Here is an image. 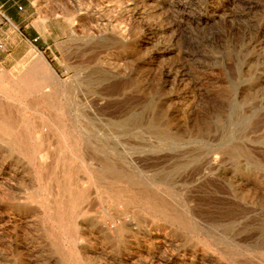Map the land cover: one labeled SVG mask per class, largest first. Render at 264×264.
Wrapping results in <instances>:
<instances>
[{"label": "rangeland", "instance_id": "1", "mask_svg": "<svg viewBox=\"0 0 264 264\" xmlns=\"http://www.w3.org/2000/svg\"><path fill=\"white\" fill-rule=\"evenodd\" d=\"M28 2L35 24L47 30L50 48L23 66L30 71L41 58L54 81L46 87V72L41 85L16 80L22 88L9 99L0 92V106L8 109L0 113V264H232L206 250L200 236L166 225L141 204L131 209L137 221H130L134 230L124 243L110 244L89 229L106 224L111 234L124 201L94 183L100 164L155 184L172 206L212 226L226 253L234 250L228 243L264 248V0ZM53 90L58 102L49 108L43 94ZM3 116L24 135L29 152L18 153L6 143ZM47 117L59 127L47 128L52 124ZM102 185L123 187L109 178ZM63 188L72 195L83 188L87 200L67 202L61 199L67 196ZM66 202L73 214L66 220L82 224L75 237L64 236L55 222V206ZM255 252L248 260L235 259L263 264L264 250Z\"/></svg>", "mask_w": 264, "mask_h": 264}, {"label": "bare ground", "instance_id": "2", "mask_svg": "<svg viewBox=\"0 0 264 264\" xmlns=\"http://www.w3.org/2000/svg\"><path fill=\"white\" fill-rule=\"evenodd\" d=\"M46 71L48 72L47 74H48V76H47V86L46 87H48L51 83V81H54V78H53V76H52V73H51V70H50V68H49V66H47V69H46ZM54 89V88H53ZM58 95V92H56V91H51L50 93H48V92H45L44 94H43V102H44V104H45V106L46 107H49L50 108V106H52L53 104H56L58 101H55V97ZM239 97H240V95H239ZM5 114V113H4ZM211 114V113H210ZM226 116V115H225ZM208 117V116H207ZM48 118V121L49 122H51L52 124H50L49 123V125H47L46 127L47 128H49L50 130L52 129V127L53 128H58L59 126L57 125V123L56 122H54V118H51V117H47ZM207 119H209V118H207ZM2 121H1V132L3 133V134H5L7 137H8V141L6 142L8 145H9V147L11 148V149H13L14 151H18V153L19 152H25V151H30V148L27 146V144H26V140L24 139L23 140V137H22V135L20 134V132H18L15 128H16V126L15 125H13V124H11L12 122H10V120H11V118H9V117H7V116H3L2 117V119H1ZM13 120V119H12ZM227 120H228V117H227ZM210 121V120H209ZM17 122V121H16ZM218 126V125H217ZM216 126V127H217ZM219 127V126H218ZM248 128V127H247ZM212 129V128H211ZM207 130H208V128H207ZM204 131H205V129H204ZM241 132H242V130H240ZM206 132V131H205ZM216 132H217V128H216ZM244 132V131H243ZM218 134V133H217ZM219 135V134H218ZM223 135V134H222ZM24 136V135H23ZM223 137V136H222ZM222 137H221V139H222ZM217 140H218V138H216ZM216 139H214V140H216ZM220 139V140H221ZM249 140H250V138H248ZM210 140V139H209ZM208 140V141H209ZM223 140V139H222ZM213 141V140H212ZM259 141V140H258ZM83 142V141H82ZM213 142H216V141H213ZM222 142V141H221ZM251 142V141H250ZM249 142V143H250ZM257 142V141H256ZM27 143H28V141H27ZM76 143H80V142H76ZM76 143H74V145L76 144ZM255 143V142H254ZM253 143V144H254ZM261 143V142H260ZM83 144V143H82ZM215 144V143H214ZM225 144V143H224ZM223 144V145H224ZM252 144V145H253ZM243 145H245V144H243ZM255 145V144H254ZM35 146V145H34ZM37 146V145H36ZM213 146H215V145H213ZM238 146V145H237ZM260 146V145H259ZM239 147V146H238ZM242 147V146H241ZM247 147V146H246ZM34 148V150H37L38 148H35V147H33ZM32 148V149H33ZM76 148H77V146H76ZM244 148V147H243ZM39 149H41V148H39ZM38 149V151H39V153L41 152L40 150ZM80 149V148H79ZM251 149V148H250ZM257 149V148H256ZM78 150V149H77ZM234 150V149H233ZM245 150V149H244ZM260 150V149H259ZM264 150V149H263ZM28 151V152H29ZM32 151V150H31ZM45 151H46V149H45ZM210 151H212V150H210ZM250 151V150H249ZM252 151V150H251ZM258 151V150H257ZM262 151V150H261ZM27 152V153H28ZM222 152V151H221ZM235 152V151H234ZM35 153V152H34ZM38 153V152H37ZM211 153V152H210ZM214 153V152H213ZM220 153V152H219ZM246 154H247V152H245ZM249 153V152H248ZM260 153V152H259ZM206 154H208V153H206ZM221 154V153H220ZM242 154V152H240V155ZM252 154H254L253 152H252ZM258 154V153H257ZM217 155V154H216ZM232 155V154H231ZM230 155V156H231ZM260 155V154H259ZM263 155V154H262ZM209 156V155H208ZM207 156V157H208ZM220 156V155H219ZM239 156V155H238ZM206 157V156H205ZM217 157H218V155H217ZM226 157V156H225ZM242 157V156H241ZM263 157V156H262ZM34 158V157H33ZM43 159V161H44V159L46 158V156H39V159ZM204 158V157H203ZM210 158V157H209ZM219 158V157H218ZM222 159H224L223 157H221ZM229 158V157H228ZM233 158V157H232ZM236 158V157H235ZM234 158V159H235ZM244 158V157H243ZM247 158V157H246ZM256 158V157H255ZM30 159V158H29ZM40 159V160H41ZM60 159V158H59ZM64 160H65V158H64ZM204 160V159H203ZM210 160V159H209ZM214 160V159H213ZM213 160H212V164H213ZM246 160V159H245ZM249 160V159H248ZM61 161H63V160H61ZM208 160H207V158H206V161L205 162H207ZM261 161V160H260ZM65 162V161H64ZM247 162H250V161H247ZM252 162H254V161H251V164H252ZM67 163V162H66ZM102 163H105V162H102ZM260 163V162H259ZM207 164H209V163H207ZM212 164H210V165H212ZM217 164V163H216ZM255 164H256V162H255ZM264 164V163H263ZM262 164V165H263ZM62 165H64V164H62ZM61 165V166H62ZM69 165V164H68ZM68 165L66 166L67 168H68ZM85 165V164H84ZM98 165V164H97ZM204 165V164H203ZM206 165V164H205ZM230 165V164H229ZM236 165V164H235ZM253 165V164H252ZM259 165H261V164H258V166ZM261 165V166H262ZM260 166V167H261ZM66 167H65V169H66ZM205 167V166H204ZM212 167V166H211ZM226 167V166H225ZM244 167V166H243ZM257 167V166H256ZM208 168H210V167H208ZM68 169H70V166H69V168ZM205 169H207V168H205ZM218 169V168H217ZM260 169H262V168H260ZM212 170H214V168L212 169ZM211 170V171H212ZM225 170V169H224ZM223 170V171H224ZM228 170V169H227ZM247 170V169H246ZM245 170V171H246ZM252 170V169H251ZM230 171V170H229ZM243 171V170H242ZM248 171H250V170H248ZM253 171H255V170H253ZM66 172V171H65ZM71 172H74V170L73 171H71ZM206 172V171H205ZM217 172V171H216ZM255 172H257V171H255ZM68 172H66V174H67ZM76 173H78V172H75V174ZM234 173V172H233ZM247 173V172H246ZM245 173V174H246ZM259 173V172H258ZM207 174V173H206ZM215 174V173H214ZM232 174V173H231ZM235 174V173H234ZM51 175V174H50ZM53 175V174H52ZM67 175H69V174H67ZM72 175H74V174H72ZM93 179H94V183L95 184H97V186L98 187H101V188H103L102 190H104L105 189V191H106V193H107V191L108 192H112L113 194H114V196L115 197H117L116 199H118V200H121L122 201V199H124V201H122L119 205L120 206H122L121 208H122V211L120 212V215L119 216H117V218H116V220L118 221V222H116L115 223V221H112L111 222V228H110V233L111 234H109L108 232H109V228H107V226H106V224H99L100 226H97V224H91V226H89L90 228L89 229H95V230H98L99 231V233H101L102 234V236H103V239L104 240H106L108 243H110V244H116V245H118L117 243H124V242H126L127 241V239L129 238V237H132V234H131V230L133 229V228H131L132 226H131V224H130V221H132V220H135V221H137L136 220V217H135V214L131 211V209H133L134 207V205L136 206V204H138V205H143L144 207H146L148 210H150V211H152L154 214H158V215H161L162 216V218L164 219L163 220V222L167 225H171V226H176V227H178V228H180V229H183V230H185V231H187V232H190L191 234H196L197 236H200L201 238H202V240L201 241H203V242H201V244L202 243H204V244H202V245H204L205 246V249L206 248H208L209 250L208 251H212L214 254H216L217 256H219V258L221 257V259L222 258H224L226 261H229L230 263H232V264H242V263H239L237 260L238 259H235L236 257L235 256H241V255H245V258H246V255H251V253H256L255 251H260V250H264V248H254V247H252V246H254V245H252V246H244V245H238V244H234V245H231V244H229L228 243V246L230 245V246H233L232 248H234V250H232V252H229V253H226L225 252V248H226V246L225 245H223V243H225V242H223L222 240H221V237L220 236H216V237H220V238H215L214 236H213V234H214V232H212V229H211V227L210 226H208L207 224H205L203 221V223L201 222H199V223H197L195 220H194V217L193 216H191V214H190V212L188 211V210H185V209H182V210H180L179 208L177 209L175 206H172L170 203H169V201H168V199H167V197L166 196H164V193L163 192H160V191H158V190H155L154 189V185L152 184V183H148V182H143V181H137V180H134L133 178H131V177H128L126 174L125 175H122V174H117L116 172H115V170H114V168H112V167H110V166H108V165H105V164H100L99 165V169L97 170V171H95L94 173H93ZM236 175H237V173H236ZM244 175V174H243ZM62 176V175H61ZM61 176H59V177H61ZM222 176V175H221ZM231 176V175H230ZM229 176V177H230ZM249 176V175H248ZM49 177V176H48ZM77 177V176H76ZM76 177H74V178H76ZM243 177V176H242ZM246 177V176H245ZM56 178V177H55ZM58 178V177H57ZM65 178H66V176H65ZM64 178V179H65ZM73 178V179H74ZM80 178V177H79ZM111 179L112 181H114V183L116 182V183H118V185H119V183L120 184H122L123 185V187H120V188H118V189H112L111 187H109L110 185H108V186H103L102 185V182L104 181V179ZM225 178V177H224ZM227 178V177H226ZM241 178V177H240ZM264 178V177H263ZM69 179V178H68ZM210 179V178H209ZM212 179V178H211ZM216 179V178H215ZM61 179H59V181H60ZM83 180H85V179H83ZM201 180V179H200ZM214 180V179H213ZM212 180V181H213ZM218 180V179H217ZM233 180V179H232ZM241 180H242V178H241ZM263 180V179H262ZM59 181H58V183H59ZM82 181V180H81ZM207 181V180H206ZM205 181V182H206ZM209 181V180H208ZM207 181V182H208ZM220 181V180H219ZM235 181V180H234ZM63 182V181H62ZM69 182V181H68ZM109 182H110V180H109ZM152 182V181H151ZM155 182V181H154ZM210 182H211V180H210ZM237 182V181H236ZM65 183V182H64ZM73 183V182H72ZM80 183V182H79ZM83 183H85V182H83ZM90 183H92L91 181H90ZM113 183V182H112ZM230 183H231V181H230ZM244 183V182H243ZM63 184V183H62ZM62 184H61V187H62ZM75 184V183H74ZM104 184V183H103ZM159 184V183H158ZM207 184V183H206ZM211 184H213V183H211ZM215 184V183H214ZM220 184H222V183H220ZM233 184V183H232ZM235 184V183H234ZM233 184V185H234ZM241 184H242V182H241ZM78 185V184H77ZM76 185V186H77ZM83 185V184H82ZM219 185V184H218ZM217 185V186H218ZM79 186V185H78ZM103 186V187H102ZM116 186V185H115ZM121 186V185H120ZM216 185H215V187H217ZM224 186V185H223ZM230 186H232V185H230ZM250 186V185H249ZM68 187V186H67ZM210 187H211V185H210ZM243 187V186H242ZM78 188V187H77ZM86 188V187H85ZM89 188V187H88ZM208 188V187H207ZM220 187H218V189H219ZM232 188V187H231ZM235 188V187H234ZM239 188V187H238ZM237 188V189H238ZM248 188V187H247ZM162 189V188H161ZM215 189V188H214ZM225 189V188H224ZM230 189V188H229ZM163 190V189H162ZM255 190V189H254ZM257 190V189H256ZM61 191V190H60ZM63 191H64V193L65 194H67V196H62L63 198H61V199H63V200H65V201H67V202H71V201H75V200H83V199H86V198H84V189L82 188L80 191H78V194L77 195H72L71 193L73 192V191H70L69 190V188L68 189H66V188H63ZM77 191V190H76ZM88 191H89V189H88ZM164 191V190H163ZM215 191V190H214ZM213 191V192H214ZM221 191V190H220ZM219 191V192H220ZM223 191V190H222ZM233 191V190H232ZM262 191V190H261ZM212 192V193H213ZM216 192V191H215ZM229 192V191H228ZM244 192H245V190H244ZM259 192V191H258ZM263 192H264V190H263ZM211 193V192H210ZM209 193V194H210ZM223 193V192H222ZM251 193H253V192H251ZM87 194V193H86ZM85 194V195H86ZM215 194H217V193H215ZM225 194V193H224ZM233 194V193H232ZM242 194H244V193H242ZM255 194V193H254ZM259 194V193H258ZM63 195V194H62ZM110 195V194H109ZM208 195V194H207ZM210 195H212V194H210ZM240 195V194H239ZM251 195V194H250ZM112 196V195H111ZM209 196V195H208ZM207 196V197H208ZM225 196V195H224ZM223 196V197H224ZM229 196V195H228ZM257 196V195H256ZM240 197V196H239ZM258 197V196H257ZM218 198H221L220 196L218 197ZM217 198V199H218ZM227 198V197H226ZM236 198V197H235ZM238 198V197H237ZM60 199V200H61ZM113 199V198H112ZM232 199V198H231ZM244 199H246V196L244 197ZM258 199V198H257ZM87 200V199H86ZM210 200V199H209ZM208 200V201H209ZM212 200H214V199H212ZM230 200V199H229ZM235 200V199H234ZM58 201L59 200H57V203H58ZM221 201V200H220ZM232 201V200H231ZM236 201V200H235ZM245 201V200H244ZM65 203V204H61V205H59V206H55V205H53V206H55V208H57V210L55 211L56 213H55V222L59 225V227H60V229H61V232H62V234L64 235V236H66V237H71L72 235H74V233L76 234L77 232H78V229L79 228H81L82 229V224L79 226V224L78 223H76L75 221L76 220H74V221H71V220H66V216L69 218V217H72L73 216V214H72V212H70V210H71V205L69 204V203ZM85 202V201H84ZM117 202V201H116ZM211 203H212V201H210ZM215 203H216V201H214ZM219 202V201H218ZM225 202H226V200H225ZM240 202V201H239ZM60 203V202H59ZM77 203V202H76ZM83 203V202H82ZM214 203V204H215ZM238 203V202H237ZM241 203V202H240ZM117 205H118V203H116ZM208 204V203H207ZM223 204H224V202H223ZM232 204V203H231ZM239 204V203H238ZM241 204H243V203H241ZM58 205V204H57ZM80 205V204H79ZM116 205V206H117ZM218 205V204H217ZM226 206H227V203L225 204ZM74 206V205H73ZM116 206H113V208L115 209L116 208ZM119 206V207H120ZM142 206V207H143ZM206 206V205H205ZM214 207L216 206V205H213ZM229 206V205H228ZM74 207H76V206H74ZM82 207V206H81ZM102 207V206H101ZM103 207H104V205H103ZM108 207H110V206H108ZM111 207H112V205H111ZM118 207V206H117ZM240 207V206H239ZM248 207V206H247ZM263 207V206H262ZM54 208V207H53ZM54 208V209H55ZM79 208V207H78ZM106 208V207H105ZM112 208V211L114 212V209ZM137 208V207H136ZM185 208V207H184ZM207 208V207H206ZM210 208V207H209ZM226 208H228L229 209V207H226ZM242 208V207H241ZM70 209V210H69ZM74 209V208H73ZM80 209V208H79ZM118 209H120V208H118ZM145 209V208H144ZM224 209V208H223ZM232 209V208H231ZM238 209V208H237ZM83 210V209H82ZM106 210V209H105ZM209 210H211V209H209ZM216 210V209H215ZM214 210V211H215ZM234 210V209H233ZM250 210V209H249ZM262 210V209H261ZM134 211V210H133ZM143 212H144V210H142ZM238 211V210H237ZM240 211V210H239ZM248 211V210H247ZM76 212H78V211H76ZM108 212H109V209H108ZM107 212V213H108ZM111 212V211H110ZM147 212H149V211H147ZM212 212H213V210H212ZM217 212V211H216ZM220 212V211H219ZM224 211L222 210V212L221 213H223ZM232 212V211H231ZM245 212H246V210H245ZM252 212V211H251ZM84 213V212H83ZM82 213V214H83ZM88 213V212H87ZM101 213V212H100ZM104 213V212H103ZM145 213H146V211H145ZM149 213H151V212H149ZM148 213V214H149ZM237 213H240V212H237ZM248 213H249V211H248ZM80 214V213H79ZM81 214V215H82ZM113 214V213H112ZM116 214V213H115ZM147 214V213H146ZM204 214H206V213H204ZM215 214V213H214ZM217 214V213H216ZM86 215V214H85ZM103 215V214H102ZM152 215V214H151ZM223 215V214H222ZM233 215V214H232ZM235 215H237L236 213H235ZM52 216H53V214H52ZM107 216V215H106ZM110 216V215H109ZM108 216V217H109ZM160 216V217H161ZM209 216V215H208ZM221 216V215H220ZM242 216V215H241ZM244 216H245V214H244ZM204 217V216H203ZM218 217V216H217ZM228 217V216H227ZM48 218H49V216H48ZM67 218V219H68ZM82 218V217H81ZM85 218H86V216H85ZM128 218V219H127ZM205 218H207V217H205ZM210 218V217H209ZM213 218V217H212ZM219 218V217H218ZM222 218V217H221ZM220 218V219H221ZM236 218V217H235ZM245 218V217H244ZM250 218V217H249ZM54 219V218H53ZM72 219V218H71ZM78 219V218H77ZM87 219V218H86ZM115 219V218H114ZM219 219V220H220ZM225 219V218H224ZM229 219H230V217H229ZM228 219V220H229ZM233 219V218H232ZM231 219V220H232ZM243 219V218H242ZM262 220H263V218H261ZM73 220V219H72ZM92 219H90L89 221H91ZM152 220H154V219H152ZM205 220V219H204ZM215 220V219H214ZM214 220H212L213 222H215ZM227 220V219H226ZM236 220V219H235ZM239 220V219H238ZM245 220V219H244ZM243 220V221H244ZM250 220V219H249ZM262 220H261V222H262ZM86 221V220H85ZM96 221V220H95ZM95 221L93 222V223H95ZM134 221V222H135ZM208 221V220H207ZM206 221V222H207ZM234 221V220H233ZM232 221V222H233ZM237 221V220H236ZM246 221V220H245ZM103 221H101V223H102ZM133 222V221H132ZM160 222V221H159ZM209 222H210V220H209ZM208 222V223H209ZM223 222V221H222ZM80 223V222H79ZM100 223V222H99ZM237 223V222H236ZM56 224V225H57ZM84 224H86V223H84ZM137 224V223H136ZM210 224H211V222H210ZM213 224V223H212ZM219 224V223H218ZM224 224V223H223ZM255 224V223H254ZM90 225V224H89ZM134 225V224H133ZM159 225H161V223L159 224ZM232 225V224H231ZM247 225V224H246ZM252 225H253V223H252ZM262 225H263V223H262ZM218 226H220V224L218 225ZM223 226V225H222ZM225 226V225H224ZM223 226V227H224ZM170 227V226H169ZM221 227V226H220ZM230 227V226H229ZM235 227V226H234ZM237 227H239V226H237ZM255 227V226H254ZM258 228L260 227V226H257ZM161 228V227H160ZM162 228H164L163 226H162ZM217 228V227H216ZM227 228V227H226ZM236 228V227H235ZM257 228V229H258ZM52 229V228H51ZM55 229V228H54ZM86 229V228H85ZM169 229V228H168ZM232 229V228H231ZM240 229V228H239ZM250 229V228H249ZM255 229V228H254ZM262 229V228H261ZM53 230V229H52ZM52 230H51V232H52ZM134 230V229H133ZM136 230H137V228H136ZM135 230V231H136ZM156 230V229H155ZM160 230V229H159ZM173 230V229H172ZM217 230V229H216ZM233 230V229H232ZM242 230V229H241ZM240 230V231H241ZM54 231V230H53ZM89 231V230H88ZM167 231V230H166ZM165 231V232H166ZM244 231H246V229L244 230ZM60 232V231H59ZM83 232V231H82ZM87 232V231H86ZM156 232V231H155ZM163 232V231H162ZM173 232V231H172ZM228 232H230V231H228ZM263 232V231H262ZM54 233V232H53ZM133 233H134V231H133ZM222 233V232H221ZM234 233V232H233ZM264 233V232H263ZM263 233H261V234H263ZM84 234V233H83ZM82 234V235H83ZM155 234V233H154ZM162 234V233H161ZM160 233H159V235H161ZM166 234V233H165ZM174 234V233H173ZM219 234V233H218ZM245 234H246V232H245ZM251 234V233H250ZM253 234V233H252ZM260 234V235H261ZM48 235V234H47ZM52 235V234H51ZM54 235V234H53ZM52 235V236H53ZM91 235V234H90ZM144 235V234H143ZM172 235V234H171ZM195 235V236H196ZM217 235V234H216ZM230 235V234H229ZM235 235V234H234ZM79 236V235H78ZM88 236V235H87ZM236 236V235H235ZM243 236V235H242ZM54 237V236H53ZM74 237H75V235H74ZM83 237V236H82ZM81 236H80V238H82ZM84 237H85V235H84ZM141 237V236H140ZM150 237V236H149ZM148 237V238H149ZM158 237V236H157ZM164 237H166L167 238V235L166 236H164ZM164 237H162V238H164ZM227 237V236H226ZM230 237H232V236H230ZM240 237V236H239ZM258 237H260L259 235H258ZM257 237V238H258ZM77 238V237H76ZM79 238V237H78ZM146 238V237H145ZM224 238V237H223ZM233 238V237H232ZM249 238H250V236H249ZM255 238V237H254ZM62 239V238H61ZM85 239V238H84ZM219 239L221 240V241H219ZM225 239V238H224ZM245 239H248V238H245ZM262 239V238H261ZM56 240V239H55ZM59 240H60V238H59ZM65 240H67V239H65ZM68 240H70V239H68ZM155 240H156V238H155ZM196 240H198V239H196ZM236 240V239H235ZM250 240V239H249ZM259 240V239H258ZM72 241V240H71ZM73 241H75V240H73ZM129 241V240H128ZM238 241V240H237ZM53 242V241H52ZM141 242V241H140ZM143 242V241H142ZM141 242V243H142ZM148 242V241H147ZM153 242H154V240H153ZM156 242V241H155ZM162 242H163V240H162ZM197 242H199V241H197ZM258 242V241H257ZM77 243H78V241H77ZM151 243V242H150ZM187 243H188V241H187ZM227 243V242H226ZM235 243H237V242H235ZM249 243V242H248ZM251 243V242H250ZM249 243V244H250ZM70 244H72V243H70ZM142 244H144V243H142ZM154 244V243H153ZM182 244V243H181ZM185 244V243H184ZM189 244V243H188ZM258 244H259V242H258ZM67 245V244H66ZM122 245V244H121ZM132 245V244H131ZM158 245V244H157ZM191 245V244H190ZM196 245H198V244H196ZM221 245H223V246H225V248H224V250H223V248H220V246ZM251 245V244H250ZM59 246V245H58ZM125 246V245H124ZM150 246H151V244H150ZM182 246V245H181ZM199 246H200V244H199ZM222 246V247H223ZM70 247V246H69ZM73 247V246H72ZM129 247H131V246H129ZM146 247H147V245H146ZM160 247H162V246H160ZM169 247V246H168ZM172 247V246H171ZM178 247V246H177ZM180 247V246H179ZM182 247H184V245L182 246ZM190 247V246H189ZM192 247H195V246H192ZM202 247V246H201ZM200 247V248H201ZM75 248V247H74ZM74 248H73V250H74ZM78 248V247H77ZM80 248V247H79ZM121 248V247H120ZM126 248V247H125ZM133 248V247H132ZM136 248V247H135ZM139 248V247H138ZM174 248H176V247H174ZM200 248H199V250H200ZM228 248V247H227ZM148 249V248H147ZM150 249H152V248H150ZM160 249V248H159ZM169 249V248H168ZM189 249V248H188ZM80 250V249H79ZM167 250V249H166ZM207 250V249H206ZM60 251V250H59ZM120 251V250H119ZM124 251V250H123ZM127 251H129V250H127ZM126 251V252H127ZM149 251V250H148ZM186 251V250H185ZM196 251V250H195ZM227 251V250H226ZM125 252V251H124ZM124 252H122V253H124ZM152 252H153V250H152ZM155 252V251H154ZM187 252V251H186ZM190 252V251H189ZM205 252V251H204ZM57 253H58V251H57ZM56 253V254H57ZM76 253V252H75ZM80 253V252H79ZM119 254H120V252H119ZM129 254V253H128ZM140 254V253H139ZM147 254V253H146ZM158 254V253H157ZM187 254H188V252H187ZM200 254V253H199ZM203 254V253H202ZM211 254V253H210ZM209 254V255H210ZM259 254H261L260 256L261 257H259V258H261V262L264 264V252L263 253H259ZM121 255V254H120ZM131 255V254H130ZM182 255V254H181ZM193 255V254H192ZM249 255V256H250ZM60 257H62L63 258V255L62 254H60L59 255ZM76 256V255H75ZM80 256V255H79ZM206 256H208V255H206ZM252 256H253V254H252ZM148 257V256H147ZM150 257V256H149ZM158 257V256H157ZM201 257H202V255H201ZM203 257H204V255H203ZM248 257V256H247ZM251 257V256H250ZM255 257H257V256H255ZM146 258V257H145ZM152 258V257H151ZM167 258V257H166ZM192 258V257H191ZM193 258H194V256H193ZM198 258V257H197ZM196 258V259H197ZM212 258V257H211ZM216 258V257H215ZM241 258V257H240ZM244 258V259H245ZM252 258V257H251ZM64 259V258H63ZM180 259V258H179ZM205 259V258H204ZM243 259V258H242ZM247 259V258H246ZM257 259H258V257H257ZM256 259V260H257ZM88 260H90V259H88ZM139 260V259H138ZM146 260H148V259H146ZM157 260H158V258H157ZM168 260H170V259H168ZM203 260V259H202ZM240 260V259H239ZM248 260V259H247ZM159 261V260H158ZM189 261V260H188ZM211 261V260H210ZM209 261V262H210ZM222 261V260H221ZM220 261V262H221ZM246 261V260H245ZM81 262H82V260H81ZM182 262V261H181ZM181 262H180V264H181ZM194 262V261H193ZM201 262V261H200ZM199 262V263H200ZM213 262V261H212ZM211 262V263H212ZM251 262V261H250ZM61 263H63V262H61ZM82 263H84V262H82ZM171 263V262H170ZM176 263V262H175ZM192 263V262H191ZM210 263V264H211ZM246 263V262H245ZM147 264V263H146ZM179 264V263H178ZM193 264V263H192ZM209 264V263H208ZM213 264V263H212ZM224 264V263H223ZM226 264V263H225ZM256 264V263H255Z\"/></svg>", "mask_w": 264, "mask_h": 264}, {"label": "crops", "instance_id": "3", "mask_svg": "<svg viewBox=\"0 0 264 264\" xmlns=\"http://www.w3.org/2000/svg\"><path fill=\"white\" fill-rule=\"evenodd\" d=\"M0 13L3 15L0 16V92L9 99L16 94L17 89L22 88V84H17L16 80H27L28 84L34 80L40 85L46 80L43 75L47 72L48 63L43 59H37L30 71L25 70L23 65L31 62L32 55L35 58L47 54L50 46L47 35L43 34L47 30L35 24L34 11L28 0H0ZM16 72L21 74L19 79L10 76ZM7 88L12 92H3ZM7 112L8 109L0 106V113Z\"/></svg>", "mask_w": 264, "mask_h": 264}, {"label": "built area", "instance_id": "4", "mask_svg": "<svg viewBox=\"0 0 264 264\" xmlns=\"http://www.w3.org/2000/svg\"><path fill=\"white\" fill-rule=\"evenodd\" d=\"M8 1H13V0H8ZM18 9L19 10H21V7L20 6H18ZM0 16H2L3 17V15L0 13ZM0 48H1V45H0Z\"/></svg>", "mask_w": 264, "mask_h": 264}]
</instances>
